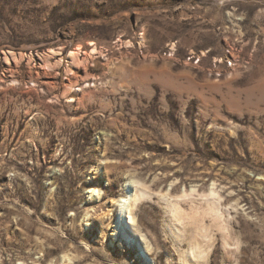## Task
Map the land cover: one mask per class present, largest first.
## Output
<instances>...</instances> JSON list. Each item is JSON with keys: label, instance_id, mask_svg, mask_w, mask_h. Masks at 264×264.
<instances>
[{"label": "rangeland", "instance_id": "obj_1", "mask_svg": "<svg viewBox=\"0 0 264 264\" xmlns=\"http://www.w3.org/2000/svg\"><path fill=\"white\" fill-rule=\"evenodd\" d=\"M0 264H264V0H0Z\"/></svg>", "mask_w": 264, "mask_h": 264}, {"label": "bare ground", "instance_id": "obj_2", "mask_svg": "<svg viewBox=\"0 0 264 264\" xmlns=\"http://www.w3.org/2000/svg\"><path fill=\"white\" fill-rule=\"evenodd\" d=\"M95 50V48H93V51ZM50 53H52V54H57L58 55V53H56L54 50H50L49 51ZM85 53V52H84ZM78 54H79V52L77 51V50H71V53H70V56L72 57V59H76L77 58V56H78ZM133 183H134V181H133ZM135 184V183H134ZM136 186V185H135ZM94 193H98V191H96V190H92ZM139 191L141 192V194L139 193V195H137L138 197H140L141 195H142V193L144 194V193H146V189L143 187V188H139ZM210 195H215V192L212 190L211 192H210ZM135 197V196H134ZM133 202V201H132ZM129 203V202H128ZM119 206H120V210H119V212H120V215L122 216L123 215V210H124V208H127L128 209V204H127V199H123V200H120L119 201ZM131 214V211L129 212V215L126 217V219H125V224L126 225H128V226H131L132 224H133V222H134V218H133V216L132 215H130Z\"/></svg>", "mask_w": 264, "mask_h": 264}, {"label": "built area", "instance_id": "obj_3", "mask_svg": "<svg viewBox=\"0 0 264 264\" xmlns=\"http://www.w3.org/2000/svg\"><path fill=\"white\" fill-rule=\"evenodd\" d=\"M197 61H198V60H197ZM228 63H229V64H231V62H230V61H228Z\"/></svg>", "mask_w": 264, "mask_h": 264}]
</instances>
